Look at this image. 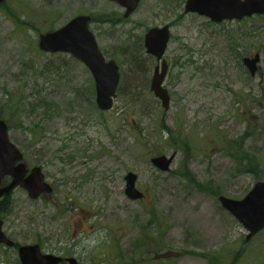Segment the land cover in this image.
Here are the masks:
<instances>
[{"label":"rangeland","instance_id":"1","mask_svg":"<svg viewBox=\"0 0 264 264\" xmlns=\"http://www.w3.org/2000/svg\"><path fill=\"white\" fill-rule=\"evenodd\" d=\"M186 0H141L128 18L109 0H5L0 5V119L51 194L17 187L3 231L79 264H264V229H246L218 201L264 182V15L209 21ZM78 15L119 67L113 106L98 109L89 70L38 36ZM168 24L164 110L149 89L157 61L144 35ZM258 53L251 76L242 58ZM173 155L166 172L150 160ZM144 197L129 199L126 173ZM9 253L7 261L2 260ZM0 264H14L0 247Z\"/></svg>","mask_w":264,"mask_h":264},{"label":"water","instance_id":"2","mask_svg":"<svg viewBox=\"0 0 264 264\" xmlns=\"http://www.w3.org/2000/svg\"><path fill=\"white\" fill-rule=\"evenodd\" d=\"M125 9L124 17L131 15L139 6L140 0H109ZM3 0H0V4ZM185 13H196L208 18L211 22L220 23L226 20H241L244 17L264 14V0H186ZM90 17L78 15L63 26L42 33L38 36V49L46 53H65L80 61L91 73L95 87V102L98 109L107 111L112 108L113 100L120 79L119 67L114 60H107L101 53L93 33L89 30ZM170 32L167 25L152 27L144 35L143 45L147 54L159 63L150 80L149 89L160 101L164 110L169 108L170 96L163 81L168 64L163 58ZM260 56L255 53L251 58L244 57L242 63L249 74L254 76L258 71ZM174 156L159 155L151 158V164L162 172L169 170ZM27 168L23 154L11 143L5 122L0 119V182L5 176L12 178L4 188H0V197L7 195L15 187L26 190L29 198L35 200L40 194H51V186L45 182L41 168L34 166L26 176ZM125 195L132 200L143 198L137 189V176L128 172L124 176ZM220 206L231 214L247 231L246 240L252 238L264 228V182H256L241 198L231 199L219 196ZM0 243L13 246V241L2 231L0 220ZM21 264H59L61 257L43 254L39 245H22L18 248ZM69 264H79L75 258L67 259Z\"/></svg>","mask_w":264,"mask_h":264},{"label":"flooded vegetation","instance_id":"3","mask_svg":"<svg viewBox=\"0 0 264 264\" xmlns=\"http://www.w3.org/2000/svg\"><path fill=\"white\" fill-rule=\"evenodd\" d=\"M5 1V0H4ZM111 2H113V1H111ZM140 2H141V0H140ZM114 3H116V2H114ZM117 4V3H116ZM118 5V4H117ZM119 6V5H118ZM119 7H121V6H119ZM122 8V7H121ZM123 10H124V8H122ZM264 15V14H263ZM263 15H261V16H263ZM129 16H127V17H124V12H123V18L125 19V18H128ZM252 17H256V15H254V16H252ZM252 17H245V18H242L241 20H238V21H242V20H245V19H249V18H252ZM165 25H167L168 26V28L170 29V27H169V25L168 24H164V25H161V26H159V27H163V26H165ZM155 27H158V26H155ZM152 28V27H151ZM150 29V28H149ZM144 40V39H143ZM152 57V56H151ZM246 57H249V58H251L252 56H246ZM244 58V57H243ZM242 58V59H243ZM158 64V63H157ZM157 64L155 65V67L157 66ZM242 65H243V63H242ZM258 65V67L260 68V64L258 63L257 64ZM244 66V65H243ZM245 67V66H244ZM155 69V68H154ZM26 168H27V173H26V176H28L29 174H30V171H31V169L33 168V167H31V168H29V167H27V165H26ZM11 180H12V178L10 177V176H5L2 180H1V182H0V188H4L5 186H7L10 182H11ZM20 188V187H19ZM15 189V188H14ZM13 189V190H14ZM21 189H23V188H21ZM13 190H11V192L13 191ZM24 190V189H23ZM25 192H26V190H24ZM11 192L9 193V194H7V195H3V196H1L0 197V212L2 211V205H3V203L9 198V196H10V194H11ZM52 193V192H51ZM26 194H27V192H26ZM42 195H44V194H40L39 196H38V198L37 199H39V197L40 196H42ZM28 196V195H27ZM144 197V196H143ZM31 199V198H30ZM36 200V199H35ZM2 222V221H1ZM2 231H3V222H2ZM3 233H4V231H3ZM5 235H6V237L7 238H9L10 240H12L6 233H4ZM13 241V240H12ZM13 246H7V245H5V244H2V243H0V247H3V248H5L7 251H12V259H14V264H21L20 263V261H19V257H18V248L20 247V246H22V245H19V244H17L16 242H14L13 241ZM35 244V243H34ZM29 245V244H28ZM38 245V244H37ZM40 247V250H41V252L43 253V254H52V255H56V256H59V257H61L62 258V260H61V262L59 263V264H69L68 263V261H67V259L68 258H72L70 255H68V254H62V253H59V252H57V253H53V252H50V253H45V252H43V248L41 247V246H39ZM74 258V257H73ZM76 259V258H75ZM2 260L3 261H7V260H10L9 259V253L7 254V256H6V259H5V257L4 256H2ZM77 260V262H78V259H76ZM79 263V262H78Z\"/></svg>","mask_w":264,"mask_h":264}]
</instances>
